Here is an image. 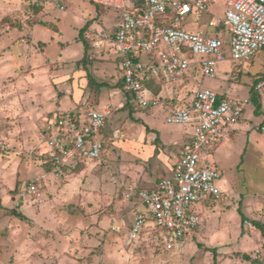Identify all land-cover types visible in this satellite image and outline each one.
<instances>
[{"label":"rangeland","instance_id":"rangeland-1","mask_svg":"<svg viewBox=\"0 0 264 264\" xmlns=\"http://www.w3.org/2000/svg\"><path fill=\"white\" fill-rule=\"evenodd\" d=\"M53 1L64 15L60 24L64 39L71 40L75 30L71 15L60 9V4L69 2ZM33 5L34 0H0V264H167L170 259L181 264H249L260 240L254 224L263 221L264 132L259 128L264 121V91L257 92L260 111L252 98L245 110L240 123L246 128L226 132L209 149L210 161L220 172L217 184L228 197L224 203L203 208V221L182 254L166 252L161 236L153 231L127 244L122 237L136 199L123 193L149 189L170 175L180 142H188L192 129L168 122L169 108L188 105L190 89L197 83L251 97L255 80L264 74L263 51L247 64L218 63L214 78L195 71L180 89L155 86V94H163V108L146 109L129 99L123 87H115L122 82V71L108 39L113 29L96 31L87 58H81L80 50L78 57L63 56L61 50L70 43L52 45L48 37L58 26L57 16L52 19L54 10ZM225 11L226 0H216L199 23L213 15L223 18ZM195 21L193 17L187 24L195 26ZM76 87L82 91L79 97ZM181 89L188 90L184 99L176 96ZM85 104L111 110L103 129L102 157L69 165L63 177L47 173L43 178L46 135L55 131L63 113ZM147 126L156 131L148 132L143 143ZM158 134L166 146L160 143V151L147 153ZM36 178H40L41 204L22 193L23 186ZM123 221L121 232L113 229ZM116 249L122 255L119 263L112 260Z\"/></svg>","mask_w":264,"mask_h":264},{"label":"built area","instance_id":"built-area-1","mask_svg":"<svg viewBox=\"0 0 264 264\" xmlns=\"http://www.w3.org/2000/svg\"><path fill=\"white\" fill-rule=\"evenodd\" d=\"M85 1L117 9L119 23L108 39L120 58L126 92L143 108L162 104L152 83H176L193 78L195 71L214 78L218 63L231 60L243 65L260 51L264 53V0H226L225 16L213 15L202 24L204 31L188 30L187 21L206 12L216 0ZM254 90L264 91V75ZM190 91V103L174 107L166 118L170 123L194 127V135L183 145L170 175L149 189L123 193L132 201L136 199L133 222L124 234L127 244L153 231L161 236L166 252L180 255L203 221V207L224 203L228 197L217 184L220 172L210 161L209 149L241 121L251 97L218 92L199 83ZM110 114L109 108L90 104L63 114L55 131H49L44 140L43 165L47 170L42 177L50 173L60 178L71 164L100 159L105 146L103 129ZM260 128L264 131V121ZM39 181L27 182L22 193L41 204ZM261 213L263 221L256 225L261 241L252 252L253 264H264V207ZM123 228L124 222L113 226L118 232ZM167 264L181 263L170 259Z\"/></svg>","mask_w":264,"mask_h":264},{"label":"crops","instance_id":"crops-1","mask_svg":"<svg viewBox=\"0 0 264 264\" xmlns=\"http://www.w3.org/2000/svg\"><path fill=\"white\" fill-rule=\"evenodd\" d=\"M34 1H36V0H34ZM48 0H42L41 1V3L39 2V3H36V4H34L33 6H37V5H41V4H45L46 6H47V8L48 9H53L54 10V16L52 17V19H54L56 16V19L58 18L59 19V21L57 20V30L55 29V30H52L51 31V34L49 33V38H50V40L52 41V45H55V44H57V43H62V41L65 43V42H69L70 43V47H68V49H64V51H63V49L61 50L59 47L57 48L59 51L61 50V54H63V56H68V55H70V57L71 58H74V57H78L79 55H81V58L82 57H84V54L85 53H87L88 54V56L90 55V46L94 43V40H96V38H97V36H96V31H101V30H112L113 29V31L111 32V33H113L115 30H116V27H117V25H118V23H119V17H118V12H112V10H109L108 8H105V7H103V6H99V5H97V4H94V3H88V1L86 2V1H84V0H68V6L67 5H64V4H60V9L61 10H64V11H67V13L69 12V15H71V18H72V26H74V35H73V39H71V40H65L64 39V34L62 33V31H61V21L62 20H64V15L63 14H59L58 13V10H57V6H56V4H55V2L53 1V0H49V2H47ZM46 2V3H45ZM61 2V1H60ZM215 2V1H214ZM46 9V8H45ZM203 14H205V12L204 13H202V14H200V15H196V16H191L190 17V19L191 18H195L196 19V25L195 26H190V24H187L186 25V27H187V29L188 30H190V31H204V28H203V23H199V21H200V18L203 16ZM210 19V18H209ZM208 19V20H209ZM38 25H40V24H37L36 26H35V28L38 26ZM84 27H86L85 28V30H84V34H83V38L85 39V41L87 42V50H86V48H85V45H84V42H83V40L80 38V30L82 29V28H84ZM209 30V32L210 31H213L212 29H210V28H208ZM34 33H35V30H34ZM110 35V34H109ZM108 35V36H109ZM43 43H45V42H43ZM78 43H83V45L82 46H78ZM51 44H49L48 45V47H51L52 46ZM111 45L113 46V52H114V55H115V59H117L118 61H119V63H120V58L118 57V54L116 53V49H115V45L113 44V43H111ZM79 47V48H78ZM81 51V54H79L78 56H77V53H78V51ZM87 56V57H88ZM86 57V58H87ZM248 66V65H247ZM121 69V68H120ZM79 75H81V72H79ZM87 77H88V73H87ZM88 79H89V77H88ZM188 79H185V80H181V81H179V82H176V83H168V82H155V83H152V85H151V88H152V91H153V93H154V95H158V96H162L163 97V94H162V92H161V94H155V92H154V87L155 86H158V85H164V86H166V87H168V88H170V87H178L179 89H180V87L184 84V82L185 81H187ZM76 85H77V82H76ZM182 88V87H181ZM173 91V90H172ZM171 91V92H172ZM176 96H178V98L179 99H184V98H186L187 97V94H188V90L185 92V89H181V91H176ZM75 94H76V97H79L81 94H82V91L79 89V87H76L75 88ZM163 101V100H162ZM153 107H159V108H163V103L161 104V105H158V106H153ZM82 108V107H81ZM80 108V109H81ZM99 108H101V109H105L104 107H99ZM151 108V107H150ZM173 109L174 107H170L169 109ZM77 109V108H76ZM146 109H148V108H146ZM171 109V110H172ZM247 109V108H246ZM171 110H169V112L171 111ZM245 113V112H244ZM64 114V113H63ZM62 114V115H63ZM242 119H244V115H243V117H242ZM241 119V120H242ZM241 122V121H240ZM238 123L237 125H235L233 128H230V129H228L227 130V133H230L231 131L233 132V130H235V129H237V128H246V124H242V123ZM263 122V121H262ZM58 123V121L57 122H55V124H57ZM262 124V123H261ZM56 127V125H54V128ZM187 127H189V128H191L192 129V132H191V134H189V136L188 137H186V139H188V141H190L191 139H192V137H193V135H194V127H191V126H188L187 125ZM57 128V127H56ZM150 128V127H149ZM260 130H261V128H259ZM145 131H146V133H144V130H143V134H142V139H143V143H144V141L147 139V136L151 133L150 131H156V129L155 128H153V129H151L150 128V130L149 131H147V129L145 128ZM262 131V130H261ZM148 132H150V133H148ZM264 132V131H263ZM226 133V134H227ZM243 133H244V131H243ZM159 136V141L157 140V137ZM153 141H154V139H153ZM153 141H152V144L151 143H149V147H148V149L146 148V152L147 153H151V152H153L154 151V153L157 151V150H159L160 151V146L159 145H161L162 144V142H161V136H160V134H158L156 137H155V145H154V143H153ZM185 141V139H183L182 140V142H180V144H181V147H180V149H179V152L177 153V155H175L176 156V158L178 159V157L180 156V154H181V151H182V148H183V145H184V143L186 142H184ZM161 143V144H160ZM164 143V142H163ZM159 144V145H158ZM140 145V144H139ZM143 145H145V144H143ZM145 146H147V144L145 145ZM162 146H166V144L164 143V144H162ZM176 159V160H177ZM175 160V161H176ZM174 161V162H175ZM80 163H78V165H79ZM172 165L173 164H171L170 166H169V169H170V173H171V169H172ZM168 176V175H167ZM207 206H204L203 208H206ZM239 213H241V216L243 215L244 216V220H246V217H245V215L243 214V212L240 210V208H239ZM262 211V210H261ZM205 212V211H204ZM242 219H243V217H242ZM123 222H126V221H123ZM132 222H133V216H132V214L130 213V221L129 222H126V225H127V227L129 228L130 226H131V224H132ZM257 232L259 233V235H260V240H259V242L261 241V232H259V230H257ZM115 233V232H114ZM122 238H125L124 236L122 237ZM191 239V238H190ZM190 239L188 240V242L187 243H189V241H190ZM259 243H257V244H255V247L258 245ZM188 245V244H187ZM255 247L253 248V250L255 249ZM125 248V247H124ZM117 250V254H116V256H112V260H114L115 261V263H119V261H120V259L122 258V255H121V253L118 251V249H116ZM252 250V251H253ZM114 258V259H113ZM122 260V259H121ZM249 264H253L252 263V259H251V261L249 262Z\"/></svg>","mask_w":264,"mask_h":264},{"label":"trees","instance_id":"trees-1","mask_svg":"<svg viewBox=\"0 0 264 264\" xmlns=\"http://www.w3.org/2000/svg\"><path fill=\"white\" fill-rule=\"evenodd\" d=\"M85 28H86V27H84V28H82V29L80 30V38L83 40L84 45H85V48H86V50H87V42H86L85 39L83 38V34H84V30H85ZM87 56H88V54L85 53L83 59H85ZM263 75H264V74H263ZM263 75H262V76H263ZM262 76H261V77H262ZM88 77H89V80H90V81L94 82V80H93L91 74L88 73ZM261 77H260V78H261ZM260 78H258V79L255 80V82H254V84H253V86H252V90H251V91H253V93H252V95H251V98H252V100H254V102H255V104H256V106H257V108H256V111H257V112L260 111L261 104H260V102H259V99H257V98H258V95H257V92L254 90V85L256 84V82H257ZM99 86H100V87H105V86H108V84H106V83H100ZM150 86H151V85H150ZM115 87H123V88H124V82H123V79H122V82H119ZM124 89H125V88H124ZM128 98L133 100V98H132V96H131L130 94H129V97H128ZM133 102H134V101H133ZM127 106L130 107V101H129V100H128ZM129 113H130V116H131L133 119H135V118L133 117V111H132L131 109H130V112H129ZM136 120H137V119H136ZM146 129H147V131L150 130V128H149L148 126L146 127ZM157 140L159 141V136L157 137ZM242 217H243V220H244L245 218H244L243 215H242ZM254 225L260 226L261 224L256 223V224H254Z\"/></svg>","mask_w":264,"mask_h":264}]
</instances>
